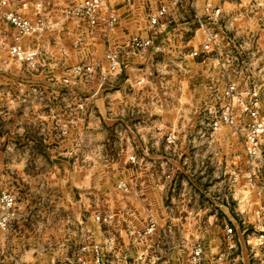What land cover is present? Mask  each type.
<instances>
[{
    "label": "rangeland",
    "instance_id": "rangeland-1",
    "mask_svg": "<svg viewBox=\"0 0 264 264\" xmlns=\"http://www.w3.org/2000/svg\"><path fill=\"white\" fill-rule=\"evenodd\" d=\"M244 1L246 6L253 5L255 8L245 9L244 5L242 8L240 6L236 8L228 4L227 8H223L227 16L224 21L230 33L242 35L239 42L245 46L246 52L248 54L250 50L253 52V55L243 57L247 64L250 61L254 65L264 66V4L255 5V0ZM190 2L189 8L191 7L193 11H190L187 5L179 9V14L194 12L195 18L199 14L195 0ZM211 2L214 5L215 1ZM208 4L209 2L206 3L205 9L204 7L199 9L204 11L203 16L207 15ZM238 18L241 23H236ZM8 24L1 11L0 157L9 160L17 156V159L22 160L31 154L27 153L26 149L22 151L26 143H33L35 146L41 141L54 145L68 138L72 130L77 131L75 133L78 137V130L80 132L81 127H87L91 122L84 118V114L89 115L90 106L87 104L85 110L77 108L75 98L78 101L86 96L80 91L76 93L65 90L66 94L60 92V95L65 97H61L57 96L56 89L51 90L55 92L54 97L47 101L42 93L50 90L31 84L34 83L32 78L34 68L28 61H19L12 56L10 47L19 43L17 40L19 33L17 29L11 32L9 30L11 24ZM244 27L247 31L255 27L261 30L253 31L252 37L250 33L240 32ZM198 36L203 35L199 32ZM24 44L27 49L33 51L30 44L25 42ZM181 54L175 68L181 81L186 80L187 76L192 78L193 75L194 79H197L200 74L202 76L199 78H204L205 81H210L212 76H221L216 71L208 70L207 64L211 60L203 61L183 56L184 52ZM197 63L205 65L204 71L198 73L196 66H191ZM249 64L246 66L251 68ZM243 71V75L248 74L247 70ZM195 85L192 93L189 85L179 89L180 98L183 99L177 106L182 113V120L174 136L170 135L167 141L164 137V141L168 143H164L159 167L150 171L151 182L140 185L131 182L134 178L130 180L131 183L127 182L122 176L123 169L113 177L108 174L109 178L102 177L106 175V171L112 170L105 165L106 162L124 161L122 159L129 156V152L123 150V135L114 138L115 151L111 153L105 152L106 146L98 143L102 147L100 151L90 153L88 148L72 155L73 158L91 159L89 158L91 156L98 160L91 166L97 165L94 169L96 175H100L99 182L97 190L92 195H87V206L95 208L96 211H109L108 213L113 215L111 223L98 222L101 226L99 237H102L103 242H79L83 237L77 238V232L73 231L71 225L74 223L73 217L70 229L65 231L59 223L62 216L52 219L46 217L42 220L38 213L42 204L48 205L44 199L38 203L34 196L41 199L47 195H43L42 191H34L32 195L34 208L31 210L34 218L31 220L29 217L30 222H27L30 224L33 221L30 227L33 228L35 237V243L31 246L34 249V256L31 262L27 263L26 260L20 259L18 264H83L78 260L81 246L92 243H100L103 246L107 264H264V231L256 228L257 224L262 223V217L258 215L261 201L248 185L247 180L253 169L249 166L245 154L243 138L228 125H223L218 130L212 128L211 118L217 109L216 99L210 94L207 86H203L204 89L200 91L202 86ZM67 94H70V99L65 100ZM236 111H239V108H236ZM244 121H248V118L244 117ZM62 126L70 130L68 135H59L58 129ZM21 131L30 132L33 137L29 139L20 136ZM13 145L21 147V151H15ZM132 155L135 153L130 156ZM91 166L89 168H93ZM5 170L11 173L10 168L0 169L1 188L14 189L16 193L20 185L12 184L10 178H5L7 174ZM257 170L254 169L256 174ZM258 174L260 175L259 171ZM155 176L161 180V183H158L162 189L161 197L154 191L152 180ZM35 181V187H40L42 180L37 178ZM19 192L20 190L18 197L21 196ZM23 197L18 198V208L20 203L22 207L24 205ZM47 219L49 222L54 221L51 225L47 223L50 230L44 229L43 221ZM79 220L83 221L80 222L83 225L86 218L80 216L76 219L77 223ZM150 223L155 224V230L145 235L144 231L151 225ZM227 227H232L233 231L228 232ZM23 234L15 232L14 229L11 231L0 229V243H19L16 249H19L17 251L20 257L21 245L26 243L21 239ZM111 236L114 244L108 246L107 237L109 239ZM198 246L202 248L199 258L195 256ZM83 255L87 260L85 264H93L91 251L88 250ZM17 260L14 247L12 249L10 247L2 254L0 264H17Z\"/></svg>",
    "mask_w": 264,
    "mask_h": 264
},
{
    "label": "crops",
    "instance_id": "crops-1",
    "mask_svg": "<svg viewBox=\"0 0 264 264\" xmlns=\"http://www.w3.org/2000/svg\"><path fill=\"white\" fill-rule=\"evenodd\" d=\"M0 1H7V5H0V10L3 12L17 9L33 20L40 17L44 19V30L19 39V43L24 46H26L24 42L30 44L32 50L37 52L38 69L32 70L34 83L31 84L50 90L42 93L47 101L50 97H54L55 92H58L57 96H61L60 92L66 94L65 90L76 93L80 91L86 95L84 98L90 106L88 107L90 113L84 114V118L91 122L87 127H81L80 132L78 130V137L75 133L77 131L72 130L71 135L68 136L69 139L60 140L54 145L41 141L35 146L32 145L33 143H26L22 151L26 149V152L31 154L22 160L17 159V156L9 160H3L0 157V169H6V167L11 169V173L5 170L7 173L5 178H10L12 184L20 185L21 196L18 197L19 190H15L17 208L9 231L14 229L15 232L24 233L21 239L26 242L21 245L20 257L18 248L16 249L19 243H0V259L7 249L14 247L18 264L20 259L29 263L34 256V249L31 246L35 243V237L34 230L30 227L33 221L30 224L27 223L30 222L29 217L31 220L34 218L31 212L34 208L32 201L34 191H42L43 195H47L41 199L34 196L38 203L44 199L45 204L48 205L42 204L40 208L38 217L42 220L46 217L52 219L62 216L59 222L62 230L70 229L69 226L72 225L73 231L77 232V238L83 237L80 241L75 238L79 242H103L102 237H99L101 226L95 220V214L110 213L96 211L95 208L87 206V195H92L97 190L99 182L100 175H96L94 169L97 165L91 166L98 160L91 156L89 157L91 159L73 158L72 155L88 148L90 153L100 151L101 145L106 146L105 152L111 153L115 151L114 138L123 135V150L129 152V156L135 153L138 156V164H132L129 156L122 159L124 161L106 162L105 165L112 170L107 169L106 175L102 177L104 179L109 178L108 175L113 177L115 173H121L123 169L122 176L127 182H130L132 178L134 179L131 182L140 185L151 182L150 171L159 167L164 143H168L167 138L175 134L182 120V113L177 106L183 99L180 98L179 89L189 85L192 93L196 87L195 84H198L202 86L201 91L209 81L199 78L202 74L197 79H194L193 75L192 78L187 76L186 80L181 81L179 72L175 70L178 58L182 56L181 53L184 52L183 56H190L189 53L193 47L204 38L203 32L195 27L194 12L186 15L179 14L181 7L188 5L189 8L190 0H106L100 11L98 23L94 26L90 25L86 19L65 16V10L79 0ZM211 1L195 0L199 15L204 13L199 10L200 7L205 9L206 3ZM214 1V6H220L222 9L231 4L236 8L239 6L242 8L244 5L243 8L253 10L252 6H246L244 0H239L243 1L241 4L238 0ZM162 5L168 7V13L160 25L154 28L150 25L149 14ZM189 9L193 11L191 7ZM237 20L236 23H241L240 18ZM9 30L15 32L16 28L10 25ZM250 30L247 31L244 27L240 29V32L251 35L253 31L258 32L261 29L255 27ZM199 32L203 35L202 37L198 36ZM134 36L152 38L154 45L142 51L131 50L127 44ZM111 52L119 53L126 67L122 72L115 73L103 87H100L99 68L89 78L80 80L76 84L66 86L63 83V78L69 77L68 69L75 65L103 63L107 66L105 57ZM209 62L208 70L213 72V62ZM191 66H196L199 73L204 71L205 65L197 63ZM31 84L28 83L29 86ZM70 94H67L65 100L70 99ZM190 96L192 97L191 94ZM74 102H77L76 98ZM20 134L29 139L33 137L30 132L21 131ZM13 146L16 148L15 151H21L18 145ZM37 178L42 181L40 187L36 188ZM152 181H154L155 194L161 197L162 189L158 184L161 180L155 176ZM1 187L2 185H0V192L4 189ZM22 196H24V205L22 207L20 203L18 208V198ZM80 216L86 218L83 225L80 224L82 220H79V223L76 221ZM72 217L74 223L70 225ZM48 219L43 221V224L44 229L50 230L48 225L54 221L49 222Z\"/></svg>",
    "mask_w": 264,
    "mask_h": 264
},
{
    "label": "built area",
    "instance_id": "built-area-1",
    "mask_svg": "<svg viewBox=\"0 0 264 264\" xmlns=\"http://www.w3.org/2000/svg\"><path fill=\"white\" fill-rule=\"evenodd\" d=\"M105 1L79 0L65 10V16L86 19L90 25L94 26L98 23V17ZM263 4L264 0H255V5ZM0 5H7V1H0ZM252 7L255 8L253 5ZM206 9V16L199 14L195 16V27L203 32L204 38L197 46L193 47L189 54L192 58L203 61L211 60L213 62L212 69L221 75L211 77L207 83V88L210 94L215 97L217 103V109L212 113L211 126L214 130H218L223 125H228L242 136L245 154L249 166L253 169L247 180L248 185L256 192L261 201L258 215L262 217V223L257 224L256 228L264 231V66L254 65L250 61V64H248L251 68L246 66L248 64L243 57L246 55L251 56L253 52L250 50L251 52L249 51L248 54L245 46L240 44L239 39H242V35L230 33L231 31H229V27L224 21L225 12L222 7L209 3ZM167 13L168 7L166 5L151 11L149 14L150 25L154 28L160 25ZM3 17L17 29L19 33L17 40L21 36L41 32L45 27L43 18L33 20L17 9L4 11ZM153 45L154 39L152 38L134 36L128 42L127 47L131 50L142 51ZM10 52L19 61H28L34 70L38 69L35 58L36 51H31L24 45L16 43L10 47ZM105 63L107 66H104L103 63L75 65L68 69L69 77L63 78V83L66 86L76 84L80 80L89 78L99 68L100 87H103L115 73L122 72L126 67L121 55L117 52L108 53L105 57ZM243 69L247 70V75H243ZM86 106V98L77 101V108L85 110L87 109ZM236 108H239V111H236ZM244 117H247L248 121H244ZM58 130L59 135L62 136L70 133V130L65 126L60 127ZM137 160V156H130V161L133 163H137ZM254 169H258L257 174ZM16 208V193L10 189H2L0 192V229L3 231L10 229ZM95 220L99 223H111L113 215L96 213ZM150 224L144 231L145 235L155 230V224ZM227 230L232 232L233 228L227 227ZM107 240L108 243L106 244L108 246L114 244L112 243L114 240L112 236L109 239L107 237ZM88 250L93 254V264H107L104 248L100 243L82 245L78 256L79 262L87 263L83 253ZM201 253L202 248L198 246L195 256L199 258Z\"/></svg>",
    "mask_w": 264,
    "mask_h": 264
}]
</instances>
